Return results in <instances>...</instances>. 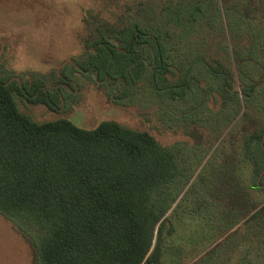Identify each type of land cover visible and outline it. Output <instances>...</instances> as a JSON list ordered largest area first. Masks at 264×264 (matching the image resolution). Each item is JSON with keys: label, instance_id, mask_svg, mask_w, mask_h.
<instances>
[{"label": "trees", "instance_id": "1", "mask_svg": "<svg viewBox=\"0 0 264 264\" xmlns=\"http://www.w3.org/2000/svg\"><path fill=\"white\" fill-rule=\"evenodd\" d=\"M204 2L186 11L206 10ZM238 4L215 2L192 38L188 52L213 80L207 87L198 80L204 99L180 125L189 144L168 146L113 120L89 129L63 116L36 121L17 98L62 111V87L74 91L72 78L61 71L53 89L0 78V214L32 242L33 264H264V66L252 74L233 63ZM129 26L116 27L111 42L102 32L87 35L79 71L98 86L119 85L122 100L147 70L144 83L162 101L185 99L187 71L168 74L176 65L159 30ZM141 42L151 54L145 70L134 49ZM256 54L246 48L242 59ZM212 129L210 147L201 148ZM222 141L228 150L212 164L210 148Z\"/></svg>", "mask_w": 264, "mask_h": 264}, {"label": "rangeland", "instance_id": "2", "mask_svg": "<svg viewBox=\"0 0 264 264\" xmlns=\"http://www.w3.org/2000/svg\"><path fill=\"white\" fill-rule=\"evenodd\" d=\"M257 1L240 0L238 17L231 20V30L236 32L239 28L241 38L238 40L234 36L232 39L233 49L239 53L237 59L232 53L233 63L243 72L248 65L252 74H258V67L264 66V2L261 1V5ZM203 2L206 10L196 7L198 12L195 9L193 15L189 7L186 11L189 0H0V78L18 84L43 80L49 89L59 82L61 71L72 78L74 91L62 87V111L54 112L44 105H31L17 98L19 107L36 121L63 116L76 126L89 129L103 120H113L133 129L146 130L168 146L185 141L189 144L190 137L187 139V135L179 131L180 125L188 121L192 111L204 99L198 80H204L206 87L213 80L202 61L193 59L195 52H188L194 33L205 27L207 15L218 0H214L212 9L210 0ZM193 4L197 6V0H191L190 6ZM240 15L257 18L250 22ZM222 22L225 29L223 17ZM131 23L150 31L159 30L164 37L168 53L176 65L168 74L172 77L178 71L179 76H183L187 71L189 86L185 99L175 96L171 103L162 101L148 82L145 85L148 78L145 62L151 60V54L144 42L136 44L134 49L143 54L145 72L135 83L133 92L122 100L117 99L121 95L119 85L113 88L98 86L91 75L79 71L78 67L83 66L87 58V51L83 48L87 35L92 37L102 32L111 42L116 27H130ZM225 41L223 43L228 46V35ZM246 48L259 57L244 62L242 56ZM70 60L75 65L68 63ZM232 67L235 71L234 65ZM228 128L220 132V139L227 136ZM213 133L212 129L210 135L205 134L201 148L210 147L208 142ZM225 142L222 141L219 148L217 143L210 148L208 159L212 157V164L220 160L221 149L228 150ZM200 167L191 180L199 173ZM15 224L13 219L0 214V264H33L32 242Z\"/></svg>", "mask_w": 264, "mask_h": 264}]
</instances>
